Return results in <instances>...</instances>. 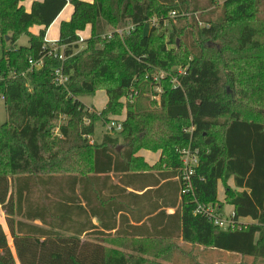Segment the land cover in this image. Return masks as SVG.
<instances>
[{"label": "trees", "instance_id": "1", "mask_svg": "<svg viewBox=\"0 0 264 264\" xmlns=\"http://www.w3.org/2000/svg\"><path fill=\"white\" fill-rule=\"evenodd\" d=\"M24 1L0 0V206L9 230L0 225V264H132L134 257L107 247L112 239L194 244L176 264H224L226 255L243 259L231 264H264V0H224L219 16L201 18V29L195 14L220 8L219 0H43L30 13ZM68 3L75 11L61 25V61L43 47ZM172 10L193 30L174 27L166 41ZM154 19L158 27L145 32ZM129 23L134 30L118 35ZM87 25L92 36L81 47L78 32ZM34 26L43 30L34 34ZM23 36L28 44L19 46ZM177 38L192 57L181 64L184 74L172 71L180 61L167 49ZM60 67L70 76L66 87L53 82ZM160 72L173 77L160 81L156 111L148 101ZM99 91L108 103L97 113L80 98ZM124 109L122 143L110 134L94 142L96 122ZM174 123L178 130L168 132ZM188 146L199 164L184 195L177 148ZM141 150L161 151V160L150 166ZM219 181L234 207V230L196 214L198 204L221 214ZM246 218L254 223L241 226Z\"/></svg>", "mask_w": 264, "mask_h": 264}, {"label": "rangeland", "instance_id": "2", "mask_svg": "<svg viewBox=\"0 0 264 264\" xmlns=\"http://www.w3.org/2000/svg\"><path fill=\"white\" fill-rule=\"evenodd\" d=\"M200 1L205 6L206 5L208 6V0H200ZM218 3L220 5V8L216 9V7L213 6L211 8H208L207 10L201 12L200 15L195 14L194 17H196V18H198V16L200 17V21L198 22V27L200 29L203 28L204 26H207L206 23L201 22L202 17H207V15L211 14V17L215 18L216 16H219L221 14V11H222L221 5H223L224 0H219ZM184 16H185V14L179 15L178 12H176V10H172L168 13V15H167L168 19L164 21V27L166 29L165 33L167 36L166 41H170L169 36L171 34V31L174 29V27L181 29V27H185V25L186 26L188 25L187 29L193 30V28L189 24H185V18H182ZM152 25H155L156 27H158L159 23L157 22V19H154L152 23L146 25L145 32H148ZM188 31H190V30H188ZM175 43L177 46L175 45ZM27 44H28V38L26 36H23L18 41L19 46H26ZM212 45H214V44H212ZM83 46H84V44H81V47H83ZM186 46H185V41L182 42L180 38L172 40L171 44H169L167 46V49L172 50L177 55L178 60L180 61L178 63V65H175L172 67V71H175L179 74H182L185 72V67L183 68L181 66V64L185 63L186 58H187V61L192 60V57L187 53ZM6 47L8 48V46H6ZM2 52H3V48L0 45V58L2 56ZM168 76L173 77V74L172 73L170 74L167 72H160L159 74L155 75V78L159 79L158 81H156V83H158V85L152 88V90L149 94L150 96H149V101H148L149 105L151 104V108L153 110L160 111L159 94L162 92V87H161V84H159V83L162 79H166ZM231 86H233V85H228L227 89L231 95H234L232 92ZM101 93L102 92L99 91L94 96H84V97H81L80 99L84 105L89 107V109L94 110L97 113H100L105 108V105H107L106 104V96L103 93L102 94ZM3 101L4 100H2V97H0V124H4L6 122L5 104ZM132 101H133L132 99H128V98L123 99L125 106L127 103H132ZM151 101H152V103H151ZM145 103H146V105H148L147 102H145ZM123 118H126V109L123 110L121 115L112 116L110 120L108 119V120H104V121L103 120L97 121L96 125H95L96 126L95 134L93 137L94 142H101L102 138L107 134H110L113 137H119L120 132L116 131V130L110 131L109 126H110L111 122L122 123L121 119H123ZM176 124L177 123H174L172 125L173 128L171 130H169L168 132L174 133L176 130H178V127H176ZM182 129L185 133L191 132L190 127H188V125H185V123H184ZM119 139H120V143H122L123 138L119 137ZM150 152L158 153L159 151H157V152L150 151ZM195 152H198V150L196 148H192L190 146L185 147V148H177V153H178L181 161L184 159V155L194 154ZM160 160H161V158H160ZM168 162H169V158L163 157V160L161 163L162 167L164 165L167 167ZM227 186L230 187L231 189L235 190V188H234L235 186L231 187L229 184ZM224 188L226 190V186H224ZM224 188H223L222 184L219 186V191H220L219 196L221 197V200L223 199ZM219 204L221 205V208H222L221 210H223V211H221L222 212L221 216H223V218H227V217L231 216L232 210L230 209V207L226 206L224 208V206L228 205V204H226V202H225V204L219 202ZM250 223H251L250 221L244 222L241 224V226L247 225ZM106 245H107V247H109L110 249H112L114 251H117V252H120L123 254H128V255H131L132 257H134L135 261L132 262V264H135V262H139L140 264H144L146 261H147L146 264H148V262L150 264H153V263L154 264H176V255L177 254L181 253L185 257V250H186V252H188V250L192 251V249L194 250V248H195L194 244L185 245L183 243V241H181V240L176 241V242L156 241V242H144V243H142L141 241L126 242V241H122V240H118V239H112L111 241L107 242ZM140 246L146 247L147 251L145 254L139 253L137 251L138 247H140ZM161 251H164V254L161 255V257H156V255ZM216 258H218V257H215V261L218 260ZM219 258L221 260L220 262H222L224 264L240 263L243 260L241 258H233V257H230L228 255H226L225 257H219ZM165 259H167V260H165Z\"/></svg>", "mask_w": 264, "mask_h": 264}, {"label": "built area", "instance_id": "3", "mask_svg": "<svg viewBox=\"0 0 264 264\" xmlns=\"http://www.w3.org/2000/svg\"><path fill=\"white\" fill-rule=\"evenodd\" d=\"M134 30V26L132 24H128L126 27L120 29L117 31V34L120 36H125L126 34H129L131 31ZM113 32H110L108 37L110 38L112 36ZM84 42V39L80 38L79 44H82ZM44 51L46 52V56L53 57L54 59H58L61 61L66 60L65 51L67 49V46L60 45L59 41H49L45 37L44 42ZM43 65V61L40 60L39 63L33 65V68H41ZM184 74V73H182ZM53 82L57 86L66 87L67 83L70 80V76L66 74L63 71V68H56L53 70L52 73ZM158 78H155V81H158ZM174 84H176V80L174 81ZM4 100V98L2 97ZM128 99H132V96ZM109 130H116L121 131L122 130V123L117 122H111L109 126ZM186 156V157H185ZM183 163V171H182V180H183V190L182 193L189 194L192 192V183H191V177L195 173V168L199 164L198 159V152H195L194 154H188L184 155V159L182 160ZM196 214H201L209 218L216 226L222 228L223 230H234L237 228V224L233 220L234 213L231 214V216L227 218H223L221 214H219L218 210L213 206H205L203 204H198Z\"/></svg>", "mask_w": 264, "mask_h": 264}, {"label": "crops", "instance_id": "4", "mask_svg": "<svg viewBox=\"0 0 264 264\" xmlns=\"http://www.w3.org/2000/svg\"><path fill=\"white\" fill-rule=\"evenodd\" d=\"M85 3H89V4H93L95 0H81ZM35 2H43V0H25L22 5L24 6L26 12L30 13L33 7V4ZM74 6L70 3L67 4V6L64 8V10L60 13V15L57 17V19L53 22V24L49 27V29L47 30L46 33V39H48L49 41H59L60 40V36H61V25L63 22H69L71 21L73 14H74ZM43 30V27L41 26H34L31 29V32H33L34 34H39L40 31ZM78 36L84 40H88L91 38L92 36V26L91 25H87L84 31H80L78 32ZM105 96H106V104L108 102V98L107 95L105 93V91H101ZM101 93V94H102ZM3 100V99H2ZM4 102V101H3ZM106 107V105H105ZM125 118L121 119L122 121ZM137 156L142 157L143 159H145L146 163L149 164L150 166H154L156 163L159 162L162 153L161 151H159L158 153H152L150 151H146V150H141ZM223 185L222 181L218 182V201L221 203L225 204V199H226V195H225V188H224V195H223V199L221 200V197L219 196L220 191H219V186ZM228 184L233 187L235 186L234 183V178L229 179ZM236 189V187H234ZM131 191V190H130ZM238 191H242V190H238ZM139 195L144 194V192H137ZM228 206L230 207V209L232 210L231 213H234V207L231 205H225L224 208ZM169 214H172L175 212V209H168L167 210ZM223 211V210H221ZM222 213V212H221ZM250 221L252 223H254V221L250 218H246V219H242L240 222L244 223V222H248ZM0 225L3 227V229L5 230V232L9 235V230L7 227V223L5 220V214L0 206ZM9 242L11 247L13 248V243H12V239L9 236ZM202 250V249H201Z\"/></svg>", "mask_w": 264, "mask_h": 264}]
</instances>
